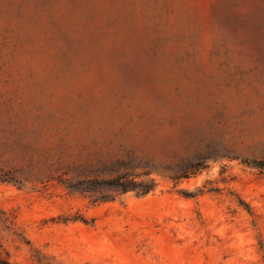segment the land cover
Returning <instances> with one entry per match:
<instances>
[{
    "label": "rangeland",
    "instance_id": "obj_1",
    "mask_svg": "<svg viewBox=\"0 0 264 264\" xmlns=\"http://www.w3.org/2000/svg\"><path fill=\"white\" fill-rule=\"evenodd\" d=\"M117 160L155 188L58 181ZM253 161L264 0H0V168L23 182L0 181V264H264Z\"/></svg>",
    "mask_w": 264,
    "mask_h": 264
},
{
    "label": "trees",
    "instance_id": "obj_2",
    "mask_svg": "<svg viewBox=\"0 0 264 264\" xmlns=\"http://www.w3.org/2000/svg\"><path fill=\"white\" fill-rule=\"evenodd\" d=\"M253 162L264 170L263 161ZM204 167L205 165L203 163H193L189 165V163L185 162V165L170 175V178L177 181L183 177L198 173ZM105 173L107 177L102 180H98L86 173L85 182L82 184L80 183L81 185L59 177L58 181L72 190L85 191V195L93 201L113 198L117 194L130 190L134 191L136 194L142 195L153 190L157 185L155 177L152 176V169L140 167L138 164L131 163V161L117 160L116 163L105 170ZM0 181L23 184V182L11 171L3 168H0Z\"/></svg>",
    "mask_w": 264,
    "mask_h": 264
}]
</instances>
